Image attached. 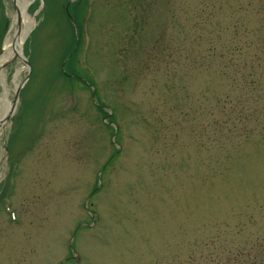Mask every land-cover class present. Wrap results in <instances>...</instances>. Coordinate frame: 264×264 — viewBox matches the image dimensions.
Returning a JSON list of instances; mask_svg holds the SVG:
<instances>
[{"label":"rangeland","instance_id":"374dc122","mask_svg":"<svg viewBox=\"0 0 264 264\" xmlns=\"http://www.w3.org/2000/svg\"><path fill=\"white\" fill-rule=\"evenodd\" d=\"M64 1L45 0L26 36L22 123L9 150L13 116L0 135V186L18 159L0 264H264V0H89L75 72L116 109L118 155L88 86L58 71L71 50ZM13 15L0 0V45ZM239 66L259 75L256 89L239 85ZM28 68L1 69L0 98Z\"/></svg>","mask_w":264,"mask_h":264},{"label":"bare ground","instance_id":"6f19581e","mask_svg":"<svg viewBox=\"0 0 264 264\" xmlns=\"http://www.w3.org/2000/svg\"><path fill=\"white\" fill-rule=\"evenodd\" d=\"M29 1L30 0H12L14 5V19L10 32L4 36L0 46V67L1 64H3L13 55H17L16 57L21 60V43L24 37L36 23L35 15L37 9L33 10L32 12H28L26 5ZM23 67H25V64H23ZM2 74L3 72L0 68L1 77ZM15 86L16 81H14V87ZM3 97H5V95ZM2 98H0V135L7 122L6 120L4 121V118L8 111L11 110L10 100H8L6 97L4 99Z\"/></svg>","mask_w":264,"mask_h":264}]
</instances>
